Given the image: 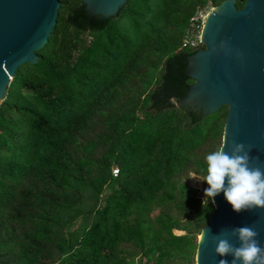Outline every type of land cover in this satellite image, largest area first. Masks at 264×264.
Wrapping results in <instances>:
<instances>
[{"label":"trees","instance_id":"1","mask_svg":"<svg viewBox=\"0 0 264 264\" xmlns=\"http://www.w3.org/2000/svg\"><path fill=\"white\" fill-rule=\"evenodd\" d=\"M221 1L127 0L102 17L60 0L0 102V264H195L214 206L190 181L227 107L195 117L171 96L193 83L191 17Z\"/></svg>","mask_w":264,"mask_h":264},{"label":"water","instance_id":"2","mask_svg":"<svg viewBox=\"0 0 264 264\" xmlns=\"http://www.w3.org/2000/svg\"><path fill=\"white\" fill-rule=\"evenodd\" d=\"M126 2L82 0L89 14L102 17L117 16ZM60 4V0H0V102L18 67L38 61L36 51L52 35ZM199 38L201 46L185 56V71L193 83L182 98L171 97L195 117L226 106L224 151L231 154L233 141L243 143L249 167L264 171V0H245L241 8L235 0L221 1L204 17ZM213 199L214 212L197 236L195 264H218L221 259L231 264L233 256H219L215 247L217 238L239 246L231 234L237 227H252L264 247V208L236 212L223 192Z\"/></svg>","mask_w":264,"mask_h":264},{"label":"clouds","instance_id":"3","mask_svg":"<svg viewBox=\"0 0 264 264\" xmlns=\"http://www.w3.org/2000/svg\"><path fill=\"white\" fill-rule=\"evenodd\" d=\"M224 148L225 143L204 157L207 167L202 180L209 187L204 190L203 207H208L209 199L223 192L236 212L264 208V171L249 167L250 156L243 143L233 141L231 154ZM231 234L238 238L239 246L227 238H217L215 252L219 256L231 254V264H238V261L241 264H264V247L259 245L258 233L252 227L233 228ZM218 264H229V261L221 259Z\"/></svg>","mask_w":264,"mask_h":264},{"label":"built area","instance_id":"4","mask_svg":"<svg viewBox=\"0 0 264 264\" xmlns=\"http://www.w3.org/2000/svg\"><path fill=\"white\" fill-rule=\"evenodd\" d=\"M212 7H203L197 10L191 17L190 25L182 38V47L198 48L200 43L199 31L202 21ZM113 176L118 174V168L112 169Z\"/></svg>","mask_w":264,"mask_h":264},{"label":"rangeland","instance_id":"5","mask_svg":"<svg viewBox=\"0 0 264 264\" xmlns=\"http://www.w3.org/2000/svg\"><path fill=\"white\" fill-rule=\"evenodd\" d=\"M196 177L198 176H192L191 181H190L191 184L194 185L196 188H198L203 194H205L204 193L205 188L202 184L201 178L200 177L196 178Z\"/></svg>","mask_w":264,"mask_h":264}]
</instances>
